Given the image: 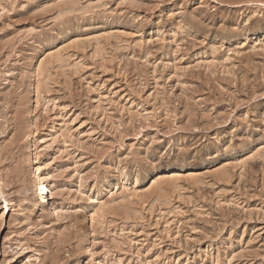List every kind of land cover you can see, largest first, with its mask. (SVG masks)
Wrapping results in <instances>:
<instances>
[{"label": "rangeland", "instance_id": "374dc122", "mask_svg": "<svg viewBox=\"0 0 264 264\" xmlns=\"http://www.w3.org/2000/svg\"><path fill=\"white\" fill-rule=\"evenodd\" d=\"M0 264H264V0H0Z\"/></svg>", "mask_w": 264, "mask_h": 264}, {"label": "bare ground", "instance_id": "6f19581e", "mask_svg": "<svg viewBox=\"0 0 264 264\" xmlns=\"http://www.w3.org/2000/svg\"><path fill=\"white\" fill-rule=\"evenodd\" d=\"M34 147H37V142L33 143ZM36 159V158H35ZM36 163V161H34ZM33 162V163H34ZM35 174L37 175L38 172L40 171L39 168L35 169ZM39 180V185L36 189V207L38 208H43L44 206H49V189L51 188L50 185H48L47 182L42 181L39 176L38 179ZM54 207V206H53Z\"/></svg>", "mask_w": 264, "mask_h": 264}]
</instances>
